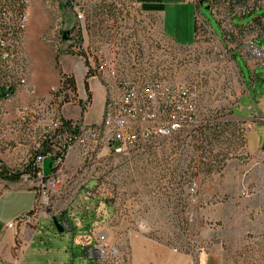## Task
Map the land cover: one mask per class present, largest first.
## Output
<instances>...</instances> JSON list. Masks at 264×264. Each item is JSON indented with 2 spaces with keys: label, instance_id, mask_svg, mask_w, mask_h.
Instances as JSON below:
<instances>
[{
  "label": "rangeland",
  "instance_id": "obj_1",
  "mask_svg": "<svg viewBox=\"0 0 264 264\" xmlns=\"http://www.w3.org/2000/svg\"><path fill=\"white\" fill-rule=\"evenodd\" d=\"M131 2L43 0L50 12L45 38H62L64 32L71 31L65 51L73 53L68 42L73 35L81 44V53L85 57L89 54L94 61L124 51L129 43L138 44L143 55L155 59L162 74L187 81L194 88L198 95L197 121L171 136L154 138L120 154L103 149L90 162L83 163L77 151L71 152L66 184L60 192L50 194V202L42 211L49 215L67 209L87 213L84 221L74 214L73 221L82 229L90 224L95 232H102L111 244L122 248L129 247L131 233L193 253L211 249L215 240H222L225 264H246L244 248L253 242L254 248L248 252L252 251L249 255L254 258L248 264H264V235H246L235 244L238 249L230 248V228L236 221L244 223L243 219L229 217V213L235 209L255 213L239 208L229 192L220 191L222 184L225 188L231 185L230 175L246 178L254 160L247 147L250 121L244 118L252 105L251 97H255L248 87L254 57L234 55L217 36L201 30L200 23L196 43L180 48L162 36L156 17L141 13ZM30 3L32 6V0ZM192 10L194 17L204 18L214 33L223 37L207 2L199 7L193 3ZM251 18L236 22L246 23ZM259 43L264 46V42ZM52 45L58 53L59 45ZM73 153L77 162L69 165ZM25 154L19 150L17 160ZM43 170L46 175L52 173L51 158L44 160ZM214 212L222 217H214ZM66 233L53 234L49 239L55 250L61 241L68 240ZM81 241L87 243L85 238ZM79 250L74 248L78 260ZM48 259L50 255L45 256V262Z\"/></svg>",
  "mask_w": 264,
  "mask_h": 264
},
{
  "label": "built area",
  "instance_id": "obj_2",
  "mask_svg": "<svg viewBox=\"0 0 264 264\" xmlns=\"http://www.w3.org/2000/svg\"><path fill=\"white\" fill-rule=\"evenodd\" d=\"M201 1L195 0L196 6L208 3L223 37L216 35L208 22L197 15L200 26L217 36L231 52L254 57L255 66L263 64L264 52L257 41L264 38V12L255 13L264 9V0H203L202 4ZM131 4L140 10L134 0ZM30 8V0H0V115L5 114L4 104L13 100L20 90L36 92L28 80L25 49ZM246 17L252 18L246 23L236 22ZM69 33L67 38L51 35L46 40L59 45V52H66L64 43ZM73 37L68 40L71 50L85 57L80 51L81 44ZM139 48L138 44L129 43L124 51L98 61L91 59V63L85 57L87 72L97 75L106 89L104 116L99 123L87 124L60 114L64 96L57 93L62 87L61 80L52 87L49 99L17 107V121L8 127L38 140L33 142L29 157L9 169L22 171L31 166V171L21 179L34 185L37 198L33 211L9 222V228L45 212L42 209L48 206L51 195L60 192L66 184V163L71 152L77 151L83 163L90 162L103 149L120 154L140 148L154 138L171 136L197 121L198 95L194 88L187 81L162 74L155 59L147 58ZM67 94L71 97L69 102H73L74 93L68 90ZM42 115L47 126L38 134L37 119ZM48 157L52 173L46 175L43 163ZM63 212L71 214L70 209ZM83 238L87 243L80 242ZM74 242L80 247L85 264H128V248L111 244L106 235L95 232L92 226L87 233L76 235Z\"/></svg>",
  "mask_w": 264,
  "mask_h": 264
},
{
  "label": "crops",
  "instance_id": "obj_3",
  "mask_svg": "<svg viewBox=\"0 0 264 264\" xmlns=\"http://www.w3.org/2000/svg\"><path fill=\"white\" fill-rule=\"evenodd\" d=\"M134 1L142 12L158 19L162 36L171 43L181 48L191 47L196 43V16L194 17L192 10L193 3L197 7L195 0ZM49 13L43 0H32L25 49L28 55V80L35 86L36 92L31 94L20 90L13 100L4 104L5 114L0 115V161L6 168L18 166L21 160L23 163L29 157V150L34 142L33 140L30 143L32 139L30 136L20 135L8 127L17 121V107L33 104L40 99H49L52 87L60 83L61 70L63 73L74 76L76 100L62 104L59 107L60 114L66 119L81 120L87 124L99 123L104 116L106 89L102 80L95 74L87 79L91 92V101L88 102L86 58L70 52H58V54L53 45L46 40L45 35H48L47 31L50 27ZM259 41L264 42V38ZM259 44L264 52V46L262 43ZM87 56L91 63V56L89 54ZM57 57L60 69L56 65ZM250 72L248 87L250 92H254L255 97H251L252 105L247 107L249 113L244 118L250 121L247 147L254 160L250 162L246 170L248 173L246 178L242 179L239 174L230 175L228 181L231 185L225 188V184H222L220 191L229 192L236 206L239 203V208L245 207L247 211H254L255 214L249 215L248 212L243 213L240 209L229 213V217H238L243 219L244 223L240 225L239 221H236L235 226L230 228L229 243H232L230 246L232 250L238 249L235 244L246 235L256 237L264 235V63L254 66ZM83 104H86L85 110H83ZM46 126L45 117L43 115L38 117L36 132L39 134V131ZM19 150L22 154H26L24 158L17 160L16 153ZM73 155L69 165L77 162V156L75 153ZM243 186L245 192L241 195ZM36 198L37 190L30 181L20 179L9 182L0 179V264H85L81 249L75 244L74 239L78 234L87 233L91 225L89 228L82 229L79 223L73 221L72 216L76 214L77 218L84 221L87 217L86 213L72 212L70 216L66 214L74 223L75 230L71 231L69 228L66 230L69 238L65 242L61 241V244L56 246V250L49 243V239L53 234L65 236L64 234L67 233H58L53 225L52 216L46 212L31 216L16 227L7 226L9 222L31 213ZM212 214L214 217H222L220 213ZM215 241L211 249L198 253L182 252L139 233H131L128 264H225L223 241ZM253 244L251 242V245L244 248L246 264L249 260L253 261L254 257L249 255L252 251L248 252L254 248ZM74 248L80 249L77 253L79 260ZM48 255L50 259L45 262V256Z\"/></svg>",
  "mask_w": 264,
  "mask_h": 264
},
{
  "label": "trees",
  "instance_id": "obj_4",
  "mask_svg": "<svg viewBox=\"0 0 264 264\" xmlns=\"http://www.w3.org/2000/svg\"><path fill=\"white\" fill-rule=\"evenodd\" d=\"M198 24L199 23H198L197 16H196V19H195L196 40L198 37V30H199ZM200 29L204 30V28H202L201 26H200ZM69 32H71V31H69ZM69 32H66V33H69ZM257 42L259 43V40ZM232 53L234 55H236V54L241 55L239 52L238 53L232 52ZM56 65H57V68L60 69V63H59L58 57H57V64ZM90 75H92V72H87L86 89H87V93H88V102L91 101V92L89 91L88 82H87V79L89 78ZM61 81H62V87L59 90V92L57 93V95L63 94L64 97H63L60 105L66 103V102H69L71 100V97L67 94L68 90H71L74 93V97H72V98L74 100H76V82H75L74 76L63 73V71L61 70ZM85 109H86V104H83V110H85ZM30 171H31V166H29V165L27 167H25V169L22 171H20V170L13 171L9 168H6L3 165L2 166L0 165V179L6 180L9 182H16V181H19L23 175L27 174ZM85 216H88L87 213L85 214ZM59 217L61 220L66 222L69 230H71V231L75 230L74 223L69 219L68 216H66V212L59 214ZM87 224H89V223H87ZM89 227H90V224L87 225V228H89Z\"/></svg>",
  "mask_w": 264,
  "mask_h": 264
},
{
  "label": "water",
  "instance_id": "obj_5",
  "mask_svg": "<svg viewBox=\"0 0 264 264\" xmlns=\"http://www.w3.org/2000/svg\"><path fill=\"white\" fill-rule=\"evenodd\" d=\"M200 3L202 4L203 0ZM64 38H67V33L64 34ZM52 222L56 231L60 234L64 233L68 229V225H66V223L61 220L58 215L52 216Z\"/></svg>",
  "mask_w": 264,
  "mask_h": 264
}]
</instances>
